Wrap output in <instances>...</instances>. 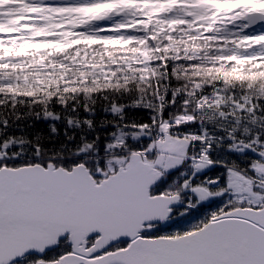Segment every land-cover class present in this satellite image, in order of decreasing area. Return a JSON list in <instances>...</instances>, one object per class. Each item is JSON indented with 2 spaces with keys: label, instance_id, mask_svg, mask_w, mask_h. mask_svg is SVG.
Instances as JSON below:
<instances>
[{
  "label": "snow or ice",
  "instance_id": "1",
  "mask_svg": "<svg viewBox=\"0 0 264 264\" xmlns=\"http://www.w3.org/2000/svg\"><path fill=\"white\" fill-rule=\"evenodd\" d=\"M157 69L189 80L211 114L169 121L164 108L158 137H129L116 121L142 100L96 120L57 94ZM24 107L86 151L44 159L37 145L26 158L12 122ZM0 264H264V0H18L0 16Z\"/></svg>",
  "mask_w": 264,
  "mask_h": 264
},
{
  "label": "trees",
  "instance_id": "2",
  "mask_svg": "<svg viewBox=\"0 0 264 264\" xmlns=\"http://www.w3.org/2000/svg\"><path fill=\"white\" fill-rule=\"evenodd\" d=\"M157 72L159 75H156L155 78L148 77L147 75L145 76V79L149 81L148 83L137 82L136 80L129 79L126 82L122 80L113 81L111 85H109L106 83L103 76H97L96 79L100 81L99 86L95 92L90 93L88 96H85L83 93V84H76L74 81L69 80L63 82L61 87L57 89V94L64 92L67 97L64 103L73 108H82L87 105L89 109H98L97 114L92 117L96 120L111 119V117L106 116L105 110L113 102L118 101L121 105L127 106L132 102L142 100L143 102L139 105V107L129 108L127 112L120 114L116 121L121 128L126 129V132L130 134L129 137H131L133 133L156 137L162 127L160 123V113L164 108L170 109L167 116L169 121H175L178 116L186 117L188 115H193L194 119L199 122L202 116L211 114L210 110L206 106L200 105L198 107V101L195 96L188 95V93L192 91V84L189 80L178 78L175 73L165 75L160 69H157ZM182 76L183 73H181V77ZM88 79L89 86H95L92 84L93 77H89ZM107 80L111 81V75L107 77ZM200 83L209 88L215 84L214 81L209 79H202ZM116 85L120 86L117 87ZM72 88H76L77 90L72 91ZM234 90L236 95L240 94L238 86H234L227 88L226 95L230 98ZM166 94L170 95V99H162V97ZM145 103L149 105V110L144 114H140ZM224 103L225 105H230L231 99L224 101ZM228 110L230 111V108ZM6 115H8L9 119H12V114L10 112H6ZM18 115L21 119H13L12 122L14 130L27 137V139L20 145V148L25 153L26 158L31 157L32 150L37 145L40 146V155L44 159H47L50 156L52 158H58L61 154L64 158H71L73 154L78 151H86V149H77L76 147L69 145L67 140L63 145H61L57 142L55 137L45 135L43 132L49 121L35 119L36 111L33 108H21L19 109ZM153 117L156 121L155 124L151 123V119ZM145 121L149 122L146 130L132 127L133 124L139 125L145 123ZM219 123L228 124L229 121L223 120L219 121ZM216 130L217 123L208 124L206 128V131L209 134H215ZM194 131H196V129H194ZM37 136L39 139L36 138ZM15 150L16 149L14 147L13 151ZM119 150L120 149L117 148V151ZM127 152L128 150L125 148L124 152L121 153L119 157H127L124 155V153ZM128 156H130V153H128ZM114 157L118 156L111 150H109L106 154L97 156L95 149H92V154L88 155L86 159L89 162H94L98 159L108 161ZM233 158L238 159L241 163H246L248 159L254 157L251 153H249L244 157H238L234 154ZM207 175L209 177H213L214 175L219 174L208 172ZM172 190L177 191L178 184L174 185Z\"/></svg>",
  "mask_w": 264,
  "mask_h": 264
},
{
  "label": "rangeland",
  "instance_id": "3",
  "mask_svg": "<svg viewBox=\"0 0 264 264\" xmlns=\"http://www.w3.org/2000/svg\"><path fill=\"white\" fill-rule=\"evenodd\" d=\"M10 1H13V2L10 4H8L7 2L6 3H4V2L0 3V10H2V11H0V16H3L5 19L16 14V8L18 6V0H10ZM125 134L128 136L130 135L127 132H125ZM140 135H141L140 133H133L131 135V137H139ZM124 158H127V157H114V158H111L109 160L115 162L117 159H124Z\"/></svg>",
  "mask_w": 264,
  "mask_h": 264
},
{
  "label": "water",
  "instance_id": "4",
  "mask_svg": "<svg viewBox=\"0 0 264 264\" xmlns=\"http://www.w3.org/2000/svg\"><path fill=\"white\" fill-rule=\"evenodd\" d=\"M178 207V206H177Z\"/></svg>",
  "mask_w": 264,
  "mask_h": 264
}]
</instances>
